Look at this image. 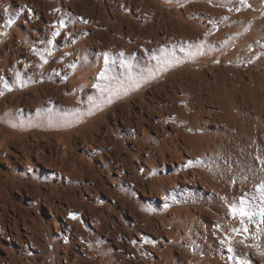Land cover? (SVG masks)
Listing matches in <instances>:
<instances>
[{
    "label": "bare ground",
    "instance_id": "obj_1",
    "mask_svg": "<svg viewBox=\"0 0 264 264\" xmlns=\"http://www.w3.org/2000/svg\"><path fill=\"white\" fill-rule=\"evenodd\" d=\"M244 1L0 0V264H264Z\"/></svg>",
    "mask_w": 264,
    "mask_h": 264
},
{
    "label": "rangeland",
    "instance_id": "obj_2",
    "mask_svg": "<svg viewBox=\"0 0 264 264\" xmlns=\"http://www.w3.org/2000/svg\"><path fill=\"white\" fill-rule=\"evenodd\" d=\"M207 3L210 4L211 6H213L214 8L217 7L216 9H218V10L226 9L231 14L235 13L234 15H238L239 13H241L242 15L245 16L246 14L249 13L247 16H245V18L243 17V19H248L249 17H252V16L253 17L255 16V18H257V19L258 18L259 19H263L264 18V0H248L246 2L245 1L242 2L241 3L242 5L240 4L241 6L227 7V8L226 7L224 8L223 6H220L218 4H214L213 2H212L213 5H212L211 2H207ZM244 53H246V51H244V52L243 51L242 52L239 51L238 56L241 57ZM261 57H264V52L262 50H258L256 47H252L251 50L249 52H247V54L241 58V61H240L239 65L238 64H232L231 62L227 63V65H234L235 67H237V66L240 67L241 66V68H243V66H245V69L248 70V69H252L253 67H255V66H253L254 63L256 61H258ZM215 64L221 65V62L220 61H216ZM122 143H123V145H125L124 142H122ZM139 161H140V159L134 156L132 161L130 162L131 163L130 167H132L131 170H132V174L133 175L134 174H136V175H143L144 174L143 170L136 168V166L138 165ZM258 178H260V177L253 178V179H255V181H254L255 183H256V181L260 182V179H258ZM262 183H264V182H262ZM252 185L254 186L253 182H249V183L247 182L246 183V188L253 187ZM255 186H257V185L255 184ZM137 196H138V198H142V193L139 192ZM249 200H251L253 202L261 201L260 198H255V199L254 198H249ZM29 209H32V210H36L37 209L39 211V213L43 212V213H46V214H47V211H48V207L44 206L43 204H40L38 206H29ZM167 209H168V207H167ZM239 209L237 210V212L239 211ZM257 211H259V210H252L251 212H257ZM256 219L260 220V217H258V216L254 217L251 221H249L246 217H244V218L241 217L239 222H238V224L233 226L232 231H233V229H239L240 230L239 233L234 232L237 235H240L242 233H247V232H249V230L251 228V225H252L251 223L254 220H256ZM245 225L248 228L247 232L244 231ZM134 235L135 234L133 233V236ZM136 243H140V240L138 239L136 241ZM51 264H57L55 256H53ZM241 264H244V263L242 262Z\"/></svg>",
    "mask_w": 264,
    "mask_h": 264
},
{
    "label": "snow or ice",
    "instance_id": "obj_3",
    "mask_svg": "<svg viewBox=\"0 0 264 264\" xmlns=\"http://www.w3.org/2000/svg\"><path fill=\"white\" fill-rule=\"evenodd\" d=\"M56 34L59 35V32H57ZM239 215L246 217L249 221H251L254 217H257V216L260 217V219L262 221H264V207L260 208L259 211H257V212H251V211H248V210L242 208L239 210ZM239 231H240L239 229H233V232L239 233ZM244 231L245 232L248 231V228L246 225L244 227ZM228 250L230 252L233 251L231 246H229Z\"/></svg>",
    "mask_w": 264,
    "mask_h": 264
}]
</instances>
